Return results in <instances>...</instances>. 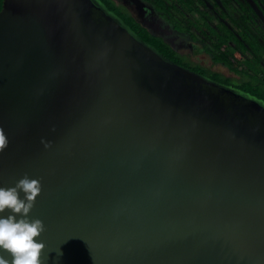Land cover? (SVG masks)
I'll use <instances>...</instances> for the list:
<instances>
[{
	"label": "water",
	"instance_id": "obj_1",
	"mask_svg": "<svg viewBox=\"0 0 264 264\" xmlns=\"http://www.w3.org/2000/svg\"><path fill=\"white\" fill-rule=\"evenodd\" d=\"M0 127V187L41 180L43 264H264L263 101L96 0H0Z\"/></svg>",
	"mask_w": 264,
	"mask_h": 264
},
{
	"label": "trees",
	"instance_id": "obj_2",
	"mask_svg": "<svg viewBox=\"0 0 264 264\" xmlns=\"http://www.w3.org/2000/svg\"><path fill=\"white\" fill-rule=\"evenodd\" d=\"M99 1L109 10L123 16L125 25L137 35L140 40L154 46L164 58L177 65L187 67L208 79L231 86L249 96H254L264 103V70L262 68V64L264 63V19L261 15L255 13L248 0L244 3L235 1L242 9L233 8L232 24L233 27L239 30L240 36L230 32V37L228 38V41L231 40L235 43V48L248 52V56H246L242 62L238 63L232 58L234 53L231 47L227 48L224 52H219L218 42L205 45V51L211 55L212 62L222 64L228 68L231 73H233V77L224 75L217 70H211L201 66L196 62L186 61L179 51L177 52L157 35L149 33L144 27H141L135 22L133 18L126 17L110 0ZM149 1L154 3L165 15L171 16L170 21L176 30L179 29L189 32L192 28H195L194 22L189 20V16L185 13H181L179 16L175 15L176 7L179 4L185 8L187 13L192 12L193 9L190 7L192 6L190 3L193 0H172L174 4L168 2V0ZM252 1L260 8L264 16V0ZM258 18L261 19L260 23H256ZM234 63L236 65H234Z\"/></svg>",
	"mask_w": 264,
	"mask_h": 264
},
{
	"label": "flooded vegetation",
	"instance_id": "obj_3",
	"mask_svg": "<svg viewBox=\"0 0 264 264\" xmlns=\"http://www.w3.org/2000/svg\"><path fill=\"white\" fill-rule=\"evenodd\" d=\"M96 1L105 9L109 10L99 0ZM110 1L115 4L114 6L117 9L121 10L126 17L133 18L135 22H137L141 27H144L149 33L157 35L158 37H160L161 40H163L166 44H169L177 52L179 51L180 53L185 54L189 58H191L190 55L192 53L194 54L195 52L194 50L190 51L189 49H192L194 47V43L201 45L200 51H205L206 44L210 45L214 42L228 41V38L230 37V32H233L232 10L233 8L239 10L242 9V7L239 6L235 1L244 3L246 0H193L190 3L192 5L190 7L193 9V11L190 13H187L185 8L182 7L181 4H179L176 7L177 9L175 10V15L179 16L181 13H185L189 16V20H192L194 22L193 24L195 28H192L189 32L179 29L176 30L170 21L171 16L165 15L160 9L156 7L154 3L150 2L149 0ZM208 1L212 3L211 8H214V13H216L219 19V25L215 24L211 27V25L208 24L207 21L201 23L199 19L194 16V13H196V15L198 16H204L201 6L206 7ZM168 2L174 4L172 0H168ZM248 2L250 3V6L253 7L255 13L260 15V8L257 5L251 3L250 0H248ZM111 12H113L118 18H120L123 23H125L123 21V16L115 13L114 11ZM260 22L261 19L258 18L256 20V23ZM203 29L207 30L208 36H205L203 34Z\"/></svg>",
	"mask_w": 264,
	"mask_h": 264
},
{
	"label": "clouds",
	"instance_id": "obj_4",
	"mask_svg": "<svg viewBox=\"0 0 264 264\" xmlns=\"http://www.w3.org/2000/svg\"><path fill=\"white\" fill-rule=\"evenodd\" d=\"M41 142L45 148L51 146ZM8 143V137L0 127V152L8 147ZM41 190V180L30 179L27 174L14 187H0V214L6 210L11 213L6 218L0 216V264H43L41 257L45 245L37 242V238L45 231V225L40 219H29ZM21 191L23 199L20 198ZM3 253L9 254L11 260Z\"/></svg>",
	"mask_w": 264,
	"mask_h": 264
},
{
	"label": "rangeland",
	"instance_id": "obj_5",
	"mask_svg": "<svg viewBox=\"0 0 264 264\" xmlns=\"http://www.w3.org/2000/svg\"><path fill=\"white\" fill-rule=\"evenodd\" d=\"M211 2H207L206 7L201 6L204 16H198L196 15V13H194V16L196 18L199 19V21L201 23H203L204 21H207L208 24L212 26H214L215 24L219 25V19L216 15V13H214V8H211ZM232 30L235 34H237L238 36H240L239 30L235 27H232ZM203 34L205 36H208V32L206 29H203ZM240 38V37H239ZM219 43V52H224L227 48L231 47L232 51H233V60L237 61L238 63L242 62L246 56H248V52L244 51V50H239L237 48H235V43H233L231 40L230 41H221L218 42ZM193 48L189 49L190 51L194 50V54L192 53L190 56L191 58H189L187 55L182 54L181 56L186 60V61H192V62H196L197 64L207 67L211 70H217L221 73H223L224 75L227 76H231L233 77V73H231V71L226 68L225 66L221 65V64H217V63H213L212 59H211V55H209L208 53H206L204 50L200 51V46L199 44H193ZM234 61V62H235ZM234 65H236L234 63ZM262 68L264 70V63L262 64Z\"/></svg>",
	"mask_w": 264,
	"mask_h": 264
}]
</instances>
